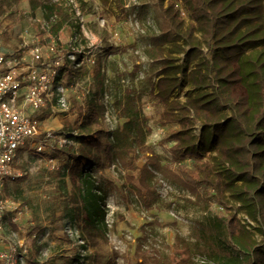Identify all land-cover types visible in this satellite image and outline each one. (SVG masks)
<instances>
[{
  "label": "trees",
  "instance_id": "1",
  "mask_svg": "<svg viewBox=\"0 0 264 264\" xmlns=\"http://www.w3.org/2000/svg\"><path fill=\"white\" fill-rule=\"evenodd\" d=\"M21 1L0 0V14ZM27 1L31 13L46 10L54 36L70 20L50 0ZM151 8L157 32L147 38V57L155 70L149 94L156 123L166 128L174 172L145 146L151 130L133 90L113 102L122 126L101 129L105 76L98 65L92 73L94 95L71 108L81 123L73 138L79 143L77 154L66 166L72 194L65 210L71 205L82 238L95 246L106 236L104 200L93 176L100 163L116 161L129 173L137 172L138 195L147 209L154 202L156 174L167 172L192 198L226 211L208 218L205 226L211 254L220 264H264V0H152ZM70 66L65 58L55 76L61 81L67 74L61 81L65 86L75 82ZM47 115L41 109L33 118L41 122ZM146 152L142 166H136L134 158ZM8 224L21 231L19 224ZM178 247L182 256L187 254L182 242ZM183 259L179 264H187ZM35 260L29 252L27 263Z\"/></svg>",
  "mask_w": 264,
  "mask_h": 264
},
{
  "label": "rangeland",
  "instance_id": "2",
  "mask_svg": "<svg viewBox=\"0 0 264 264\" xmlns=\"http://www.w3.org/2000/svg\"><path fill=\"white\" fill-rule=\"evenodd\" d=\"M50 2L70 19L56 36L49 33L50 25L44 18L46 10L41 8L31 13L27 0L0 14L5 26L1 51L6 54L21 52L26 45L54 43L64 57L75 52L78 58V53H84L83 59L91 55L95 61L94 65L86 60L79 66L71 64L70 72L79 87L65 93L66 109L54 104L48 106L44 109L47 118L40 122L42 134H50L46 154L26 150V142L15 159L24 180L10 182L4 189L7 200L25 209L19 221L20 234L30 245L35 264H179L183 258L187 264H220L211 254L213 249L205 226L208 218L223 216L226 211L192 198L166 170L164 175L156 174L152 185L154 202L147 209L138 195V173H129L116 161L103 160L93 176L104 200L106 236L95 246L82 238L72 218L71 205L65 210L72 194L66 166L79 148L73 138L80 134L81 118L71 108L75 102L83 103L88 99L85 90L89 89V96L94 95V67L99 65L105 76V95L100 103L105 105L106 112L101 129L122 126L113 102L125 90H133L140 97L141 110L151 130L145 146L159 157L161 166L174 172L171 145L164 140L166 128L157 125L158 113L149 94L155 70L147 57V38L157 29L152 0ZM54 14L60 20V15ZM75 48L80 51L76 52ZM61 78L65 82L67 74H62ZM60 140H65L66 144L60 146ZM48 155L58 162V170L49 169ZM147 155L148 152L139 153L134 158L136 166L141 167ZM14 214V210L2 213L6 236L12 230L8 221L12 222ZM249 224L250 228L255 227ZM35 226L40 230L33 232ZM256 238L260 239L258 235ZM179 241L187 250L186 255H181Z\"/></svg>",
  "mask_w": 264,
  "mask_h": 264
},
{
  "label": "built area",
  "instance_id": "3",
  "mask_svg": "<svg viewBox=\"0 0 264 264\" xmlns=\"http://www.w3.org/2000/svg\"><path fill=\"white\" fill-rule=\"evenodd\" d=\"M76 15H80L78 10ZM4 34L5 26L0 16V264H28L30 245L21 232L11 230L6 236L1 220L5 210H14L15 216L11 220L19 224L25 209H19L17 204L7 200L4 189L22 175L15 159L26 142V150L46 154V142L50 134H42L40 121L33 118L34 112L53 104L62 110L66 109L65 93L79 87L77 82L65 86L55 79L64 59H69L76 66L83 64V60L90 65H94L95 61L91 55L83 59L84 53H78L81 55L80 60L76 58L75 52L64 57L54 43L45 46L26 45L20 53L6 54L1 51ZM75 49L76 52L80 51ZM84 92L85 95L90 94L89 89ZM59 144L63 146L66 141L60 140ZM47 164L50 170L59 168L54 158H47Z\"/></svg>",
  "mask_w": 264,
  "mask_h": 264
}]
</instances>
